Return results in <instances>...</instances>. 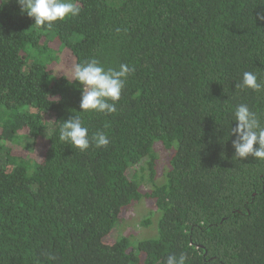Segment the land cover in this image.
<instances>
[{
    "label": "trees",
    "instance_id": "trees-1",
    "mask_svg": "<svg viewBox=\"0 0 264 264\" xmlns=\"http://www.w3.org/2000/svg\"><path fill=\"white\" fill-rule=\"evenodd\" d=\"M76 2L52 27L0 2V264H264V161L234 157L229 135L235 105L264 120V92L236 88L245 71L264 82V0ZM93 57L135 68L115 113L80 112L73 69ZM75 114L109 144L60 142ZM157 142H177L159 186ZM144 197L157 237L107 240Z\"/></svg>",
    "mask_w": 264,
    "mask_h": 264
},
{
    "label": "clouds",
    "instance_id": "clouds-1",
    "mask_svg": "<svg viewBox=\"0 0 264 264\" xmlns=\"http://www.w3.org/2000/svg\"><path fill=\"white\" fill-rule=\"evenodd\" d=\"M17 3L21 12L34 18V25L38 27H52L54 22L76 17L81 12L76 0H17ZM73 71L74 80L82 86L80 112L112 114L116 112V104L120 100L127 78L135 68L125 63H121L118 68H106L99 59L93 57L76 63ZM236 88L260 93L264 92V82L259 80L258 73L245 71ZM232 121H236L235 127H231L229 133L235 137L232 140L234 157L242 160L252 156L264 161V120L247 104L240 103L232 110ZM58 138L60 142L81 152L93 144L101 148L110 142L104 132L89 136V130L82 117L76 114L59 124ZM186 261L187 257L183 254L179 257L170 254L164 264H186Z\"/></svg>",
    "mask_w": 264,
    "mask_h": 264
},
{
    "label": "rangeland",
    "instance_id": "rangeland-1",
    "mask_svg": "<svg viewBox=\"0 0 264 264\" xmlns=\"http://www.w3.org/2000/svg\"><path fill=\"white\" fill-rule=\"evenodd\" d=\"M69 71H72V60L70 57L66 58ZM51 122V119H50ZM48 140L45 138L40 139L34 149L33 155L41 159L44 151L47 148ZM158 155V175L156 176V185H161L167 182V172L165 177L161 178L167 167H171V162L174 154L177 151V142L172 148H166L162 143L157 142L154 146ZM20 148H17V151ZM150 184L145 182L142 191L149 190ZM144 189V190H143ZM128 208H131L125 215V220L114 229V231L107 237V240L114 241L115 238L126 236L130 240L131 248L137 247L140 240L156 238L158 235L159 221L162 216L161 210L157 207L156 201L152 198L144 197L140 202L133 203ZM150 218L151 222L148 225H143L142 221L145 218Z\"/></svg>",
    "mask_w": 264,
    "mask_h": 264
}]
</instances>
